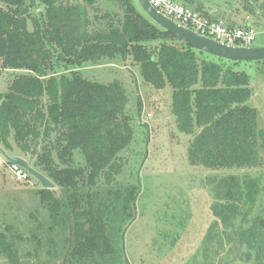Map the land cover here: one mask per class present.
I'll use <instances>...</instances> for the list:
<instances>
[{
	"label": "trees",
	"instance_id": "trees-1",
	"mask_svg": "<svg viewBox=\"0 0 264 264\" xmlns=\"http://www.w3.org/2000/svg\"><path fill=\"white\" fill-rule=\"evenodd\" d=\"M40 1L42 17H29L26 0H0V73L30 72L15 76L8 90L0 92V143L11 147L9 139L14 136L23 152L36 157L35 167L62 188L63 198L56 203L49 188L37 191L51 213V229L71 227L65 264L113 261L115 229L110 217L123 222L136 193L107 188L113 209L106 206L109 199H100L105 190L96 188L97 180L104 171L110 176L106 167L134 130L123 83L85 78L81 71L85 63L131 57L145 83L157 89L169 84L178 127L194 135L188 145L190 164L255 168L264 163V129L258 126L257 108L247 103L252 95L250 77L235 67L250 61L191 46L151 19L135 0H108L123 14L101 11L97 2L102 0ZM243 7L259 14L264 25V0H245ZM196 8L206 11L202 4ZM58 65L64 69L55 68ZM48 71L51 78H46ZM77 150L85 156V165L76 164ZM259 182L258 176L228 177L217 183L213 212L221 232H215V239L224 235L221 245L230 249L224 264H233L238 257L264 264V217L254 213Z\"/></svg>",
	"mask_w": 264,
	"mask_h": 264
},
{
	"label": "rangeland",
	"instance_id": "rangeland-1",
	"mask_svg": "<svg viewBox=\"0 0 264 264\" xmlns=\"http://www.w3.org/2000/svg\"><path fill=\"white\" fill-rule=\"evenodd\" d=\"M135 1L141 9L138 0ZM178 1L195 8L202 4L215 19H223L230 25L244 26L250 22L257 30L252 44L264 45L263 19L245 10V0ZM26 3L30 4L29 17H42L44 5L40 0H26ZM97 3L101 11L118 10L123 14L113 1ZM89 11L93 18L94 8ZM95 25L101 24L96 21ZM132 62L131 57L125 59L118 55L85 63L81 68L82 75L89 80L109 83L119 79L123 83L128 96L125 109L130 116V128L134 130L129 143L106 167L110 176L106 177L104 171L96 184V188H104L100 199H109L106 206L110 209L114 207L110 203L109 189L113 192L118 188L136 190L132 209L123 222L110 217L115 229V233H111L116 253L109 264H224L230 249L221 245L224 235L215 239V232H221L213 212L218 203L215 199L217 183L228 177L259 176L261 183L254 213L264 217V163L255 168H209L190 164L188 145L194 135L178 127L171 107L174 90L169 84L157 89L145 83L139 65ZM235 67L249 74L252 95L247 103L257 108L258 126L264 129V62L252 60ZM55 68L64 69L59 65ZM48 72L46 78H51L52 73ZM23 73L30 72L25 69L1 71L0 92H6L15 76ZM9 142L11 147L0 143V234L4 235L0 243V264H65L73 239L71 227L66 231L59 227L51 229V213L37 191L42 188L41 182L33 176L29 181L16 180L9 159L22 156L33 169L52 179L35 167L36 157L23 152L14 136ZM44 143L41 142L38 151L41 152ZM262 153L264 155L263 150ZM75 160L78 165L86 163L79 150ZM49 189L55 203L63 198L60 186ZM233 264H255V261L238 257Z\"/></svg>",
	"mask_w": 264,
	"mask_h": 264
},
{
	"label": "built area",
	"instance_id": "built-area-1",
	"mask_svg": "<svg viewBox=\"0 0 264 264\" xmlns=\"http://www.w3.org/2000/svg\"><path fill=\"white\" fill-rule=\"evenodd\" d=\"M159 12L178 24L194 29L200 34L217 39L228 45L250 46L256 38L257 30L250 25H230L223 19L217 20L210 13L186 6L178 0H149ZM151 115V114H150ZM10 169L18 181H29L33 176L19 163L10 162Z\"/></svg>",
	"mask_w": 264,
	"mask_h": 264
},
{
	"label": "water",
	"instance_id": "water-1",
	"mask_svg": "<svg viewBox=\"0 0 264 264\" xmlns=\"http://www.w3.org/2000/svg\"><path fill=\"white\" fill-rule=\"evenodd\" d=\"M138 3L141 9L144 10L147 15L151 17V19L156 21L165 29H168L170 32H173L176 36H178L186 43L190 44L191 46L193 45L194 47L199 48L204 52L215 54L230 60H264V45H228L218 41L217 39L204 36L194 29H189L178 24L173 19H170L169 17L159 12L153 5H151L149 0H138ZM250 24L251 23H249V25ZM10 161L19 163L26 170L30 171L33 177L41 182L42 187L51 188L55 186V183L50 180L45 174L33 169L24 157L18 156Z\"/></svg>",
	"mask_w": 264,
	"mask_h": 264
},
{
	"label": "crops",
	"instance_id": "crops-1",
	"mask_svg": "<svg viewBox=\"0 0 264 264\" xmlns=\"http://www.w3.org/2000/svg\"><path fill=\"white\" fill-rule=\"evenodd\" d=\"M250 23V22H249Z\"/></svg>",
	"mask_w": 264,
	"mask_h": 264
}]
</instances>
